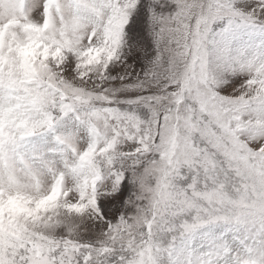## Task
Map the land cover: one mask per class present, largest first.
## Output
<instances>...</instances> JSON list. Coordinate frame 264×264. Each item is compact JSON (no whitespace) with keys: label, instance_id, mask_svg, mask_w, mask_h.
<instances>
[{"label":"snow or ice","instance_id":"1","mask_svg":"<svg viewBox=\"0 0 264 264\" xmlns=\"http://www.w3.org/2000/svg\"><path fill=\"white\" fill-rule=\"evenodd\" d=\"M0 264H264V0H0Z\"/></svg>","mask_w":264,"mask_h":264}]
</instances>
